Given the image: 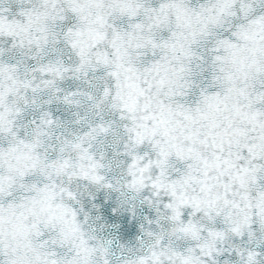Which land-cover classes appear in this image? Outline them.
<instances>
[{
    "label": "snow or ice",
    "instance_id": "snow-or-ice-1",
    "mask_svg": "<svg viewBox=\"0 0 264 264\" xmlns=\"http://www.w3.org/2000/svg\"><path fill=\"white\" fill-rule=\"evenodd\" d=\"M0 264H264V0H0Z\"/></svg>",
    "mask_w": 264,
    "mask_h": 264
}]
</instances>
